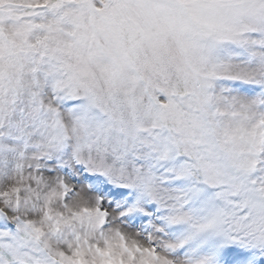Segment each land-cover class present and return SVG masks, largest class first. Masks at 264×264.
<instances>
[{
  "label": "snow or ice",
  "instance_id": "obj_1",
  "mask_svg": "<svg viewBox=\"0 0 264 264\" xmlns=\"http://www.w3.org/2000/svg\"><path fill=\"white\" fill-rule=\"evenodd\" d=\"M0 264H264V0H0Z\"/></svg>",
  "mask_w": 264,
  "mask_h": 264
}]
</instances>
